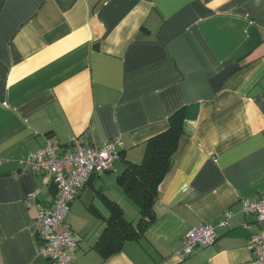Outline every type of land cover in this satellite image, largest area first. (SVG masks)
Masks as SVG:
<instances>
[{
  "label": "crops",
  "instance_id": "0c3cea01",
  "mask_svg": "<svg viewBox=\"0 0 264 264\" xmlns=\"http://www.w3.org/2000/svg\"><path fill=\"white\" fill-rule=\"evenodd\" d=\"M180 110L152 224L103 257L101 196L135 205L116 174L91 176L66 220L77 264H250L249 237L264 230L241 212L264 192V0H0V264H48L35 219L56 190L28 163L46 138L96 148L120 136L137 164ZM202 225L217 240L180 260Z\"/></svg>",
  "mask_w": 264,
  "mask_h": 264
},
{
  "label": "built area",
  "instance_id": "2783aa9c",
  "mask_svg": "<svg viewBox=\"0 0 264 264\" xmlns=\"http://www.w3.org/2000/svg\"><path fill=\"white\" fill-rule=\"evenodd\" d=\"M124 151L120 136H115L101 147H86L76 138H70L65 148L52 137L29 155V171L45 174L56 190L52 206L37 207L35 237L40 256L48 264H77L78 238L67 224L70 206L93 175L116 173L115 164ZM244 216L255 217L257 224H264V192L251 203H243ZM218 238L210 225L191 228L184 236L183 246L176 256L183 260L198 248L211 246ZM250 264H264V230L253 233L248 240Z\"/></svg>",
  "mask_w": 264,
  "mask_h": 264
},
{
  "label": "trees",
  "instance_id": "16d2710c",
  "mask_svg": "<svg viewBox=\"0 0 264 264\" xmlns=\"http://www.w3.org/2000/svg\"><path fill=\"white\" fill-rule=\"evenodd\" d=\"M184 122L183 110L173 114L168 119V129L144 143L143 156L137 164L125 161L121 153L117 164H122V169L116 168V182L138 209L139 219L135 223L127 222L122 209L101 196L109 219L94 247L103 257L118 252L125 242L138 240L154 221L153 205L158 186L173 164V154L184 134Z\"/></svg>",
  "mask_w": 264,
  "mask_h": 264
},
{
  "label": "rangeland",
  "instance_id": "374dc122",
  "mask_svg": "<svg viewBox=\"0 0 264 264\" xmlns=\"http://www.w3.org/2000/svg\"><path fill=\"white\" fill-rule=\"evenodd\" d=\"M134 208L135 211L133 210V212H130L128 209H126L125 213H123V217L127 222L135 223L139 219V211L136 207ZM135 213H137V215Z\"/></svg>",
  "mask_w": 264,
  "mask_h": 264
}]
</instances>
